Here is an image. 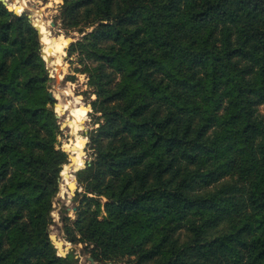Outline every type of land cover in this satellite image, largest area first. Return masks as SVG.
<instances>
[{"label": "trees", "instance_id": "trees-1", "mask_svg": "<svg viewBox=\"0 0 264 264\" xmlns=\"http://www.w3.org/2000/svg\"><path fill=\"white\" fill-rule=\"evenodd\" d=\"M8 8L0 264H81L49 239L68 157L38 31ZM60 19L92 27L67 53L100 118L67 240L97 264H264V0H62Z\"/></svg>", "mask_w": 264, "mask_h": 264}, {"label": "rangeland", "instance_id": "rangeland-1", "mask_svg": "<svg viewBox=\"0 0 264 264\" xmlns=\"http://www.w3.org/2000/svg\"><path fill=\"white\" fill-rule=\"evenodd\" d=\"M7 2L14 6L16 14L25 12L39 30L43 52L41 55L51 77L48 90L54 96L53 107L59 123L56 147L62 149L68 157L67 163L63 165L64 169L62 168V177L60 175L59 178V190L52 201L50 213L52 223L48 232L49 235H55L57 240L63 241L60 249L52 243L59 255L64 256L74 250L81 264H91L88 260L91 246L85 247L82 243L67 240L62 216L67 215L72 220L75 218L76 203L72 198L76 192H83V187L78 182L75 175L77 170L74 171L73 167L83 168L89 160V136L100 124L99 114H95L91 109V100L95 95L88 85L87 74L80 71L82 64L79 55L75 53L69 56L67 53L71 43L67 39L71 37L75 41L92 27L63 28L60 19L62 0H7ZM47 58H50V61H47ZM74 179L76 184L73 183ZM94 263L97 264L95 261Z\"/></svg>", "mask_w": 264, "mask_h": 264}, {"label": "water", "instance_id": "water-1", "mask_svg": "<svg viewBox=\"0 0 264 264\" xmlns=\"http://www.w3.org/2000/svg\"><path fill=\"white\" fill-rule=\"evenodd\" d=\"M1 2H2V4L3 5H5L7 8H8V2H7V0H0ZM9 9V8H8ZM52 25H53V23H51ZM36 27V26H35ZM36 29H37V31H38V35H39V38H40V33H39V30H38V28L36 27ZM68 42H72L73 41V38H71V37H69L68 39ZM41 53L43 54V52L41 51ZM47 61H50V58H47ZM49 96L51 97V99H53L54 98V96H53V94L51 93V92H49ZM81 167H79V168H77V169H74V167H73V170L74 171H76V170H78V169H80ZM61 175V174H60ZM75 180V179H74ZM76 181V180H75ZM49 239L51 240V242L54 244V245H56V247L58 248V249H60V247L63 245V241H61V240H57L56 239V237H55V235H49ZM65 254V253H64ZM77 257V256H76ZM88 260H89V262L91 263V264H95L94 263V260H93V258L92 257H88Z\"/></svg>", "mask_w": 264, "mask_h": 264}, {"label": "bare ground", "instance_id": "bare-ground-1", "mask_svg": "<svg viewBox=\"0 0 264 264\" xmlns=\"http://www.w3.org/2000/svg\"><path fill=\"white\" fill-rule=\"evenodd\" d=\"M16 3V2H15ZM17 4V3H16ZM8 7H9V10L11 11V12H14L15 14H16V10H15V8H14V6H12V5H10V3L8 4ZM67 92V91H66ZM65 92V93H66ZM68 189H71V188H68ZM75 189H76V187H75Z\"/></svg>", "mask_w": 264, "mask_h": 264}]
</instances>
